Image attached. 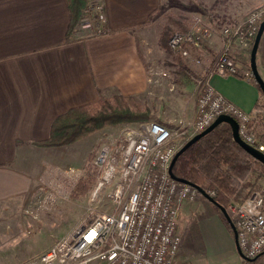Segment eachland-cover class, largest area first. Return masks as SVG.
Returning a JSON list of instances; mask_svg holds the SVG:
<instances>
[{
  "label": "crops",
  "instance_id": "obj_1",
  "mask_svg": "<svg viewBox=\"0 0 264 264\" xmlns=\"http://www.w3.org/2000/svg\"><path fill=\"white\" fill-rule=\"evenodd\" d=\"M101 1L108 32L94 35L89 30L78 29L70 35L66 0H0V243L6 234L19 236L25 220L37 219L34 204H48L66 195V180L50 185L56 194L44 187L45 161L56 147L39 142L49 137L57 116L72 107L114 94L131 95L143 103L168 91V80L151 67L153 57L150 58L151 49L145 41L164 0ZM246 1L248 5L242 11L236 9L231 14L215 9L208 14L216 34L197 53L189 51L191 58L200 60L193 67L188 59L192 70L203 76L225 44L220 35L222 27L243 20L252 9L264 4V0ZM231 46L233 54L238 45L231 41ZM152 47L158 55L164 49L161 41ZM236 57L242 67H247L241 60L246 58L245 54L238 52ZM257 63L264 78V34ZM176 81L173 86L170 84L171 88L182 83L186 90H178L174 105L146 103L153 120L165 125H169L175 112L182 116L179 122L191 123L198 116L200 86L181 77ZM211 83L251 113L261 98L259 86L240 75L214 74ZM179 87L176 89L182 88ZM186 93L194 94V98L186 102ZM22 206L24 213L19 215ZM199 209L191 204L181 208L187 227L175 264H206L205 255L217 250L209 233V223H214L202 218ZM214 217L225 232L227 244L235 248L234 234L220 218ZM189 238L190 244H186ZM21 255L20 248L0 249V257ZM24 256H31L29 248ZM0 263L12 264L6 260Z\"/></svg>",
  "mask_w": 264,
  "mask_h": 264
},
{
  "label": "built area",
  "instance_id": "obj_2",
  "mask_svg": "<svg viewBox=\"0 0 264 264\" xmlns=\"http://www.w3.org/2000/svg\"><path fill=\"white\" fill-rule=\"evenodd\" d=\"M263 20L264 4L252 9L238 23L222 27L220 35L225 44L217 53L213 66L207 67L197 82L201 88L197 99L198 116L191 123L179 122L189 126L187 137L206 129L221 114H227L237 120L241 138L264 153V142L251 114L211 83L214 74H235L251 79L250 68L242 67L233 57L231 41L248 47ZM106 22L103 2L89 0L78 26L100 35L108 32ZM215 34L207 18L195 16L190 27L174 32L168 44L173 53L188 58L195 67L200 60L191 58L186 44L201 46ZM187 137L175 136L165 124L154 120L143 122L136 129L125 130L117 138L112 136L95 159L98 177L90 201H96L100 191L119 170V182L107 194L115 211L96 213L69 239L58 241L43 253L39 258L41 264H175L182 243L177 222L179 207L203 196L196 186L173 179L169 172L173 157ZM208 193L212 197L215 195V191ZM227 210L245 256L253 259L263 254L264 182L243 201L231 199Z\"/></svg>",
  "mask_w": 264,
  "mask_h": 264
},
{
  "label": "rangeland",
  "instance_id": "obj_3",
  "mask_svg": "<svg viewBox=\"0 0 264 264\" xmlns=\"http://www.w3.org/2000/svg\"><path fill=\"white\" fill-rule=\"evenodd\" d=\"M163 3L164 6L161 11L153 18V27L147 36L148 39L145 40L151 49L150 58L153 57L151 59V67L161 74L162 72H166L167 75L162 77L168 80V91H165V93L158 97L143 101V103H147L148 101L152 102L153 104H151L154 106L158 103H162L163 105L170 103L174 105L177 102L176 97L178 96V90H182L183 88V91L186 90L185 87L182 86V83H178V85L182 87H179L180 89H176L178 85L175 89H173L174 87L171 88V85L173 86V83L177 82V78H180L176 74V53L174 54L164 47L161 54L158 55V51L154 50L152 47L153 44L155 45L157 42L161 41V34L165 26L170 24V18L184 20L190 24L195 16L207 17L209 16L208 14L215 9L216 11L223 10L232 14L236 9L242 11L248 5L246 0H164ZM218 12L222 13L220 11ZM186 62H188V58H186ZM194 72L196 71L194 70ZM185 98L186 102L189 99L192 100L194 94L186 93ZM181 117V114L176 112L171 114L170 123L166 126L175 136H183L184 134L188 136L190 128L188 125H181L179 123ZM130 129H136V125L108 126L73 143L51 149L50 155L45 161L46 175L44 187L53 194H56L55 188L53 189L50 185L53 186L55 182H65L66 180L68 187L66 195H63L56 201L53 199L52 202L48 204H34L37 219L25 220V224L21 225V233L19 236L12 237L10 234H6V237L0 243V249L5 250L10 248V246L15 249L20 248L22 255L20 257L14 256L11 258L0 257L1 262L6 260L12 264H41L39 258L43 253L52 248L58 241L69 239L78 227L82 226L96 213L115 211V205L107 194L110 190L114 189L119 182V170L116 173V177L100 191L96 201H90L98 177L95 159L102 147L112 136L117 138L119 134ZM116 149L117 147L115 146V152ZM119 155L118 153V156ZM88 164L92 166L91 170L94 169L96 171L95 184L86 196L74 197L73 190L75 185L79 178L86 173V166H88ZM118 167L120 168V164H118ZM53 194H49V197L51 195L53 198ZM231 199L237 201L234 197ZM190 204L200 208L199 210L200 215L203 216L202 218L214 223H209V233L217 250L205 255L204 260L206 264H264V255L258 260H249L239 254L236 246L235 248H230V245L227 244L228 240L225 232L218 224V221L214 219V216L220 218L226 226L227 224L223 220L221 213L213 205L208 203L203 196L199 197L196 201L185 202L179 207L177 222L182 237V243H184L183 230L187 227V220L185 216L180 214V211L183 205L189 206ZM23 210L22 206V211L20 208L19 215L24 213ZM184 210H188L187 207H184ZM200 215L198 217H200ZM10 232L11 230L8 231V233ZM190 240L191 238L187 239L186 244H190ZM25 245L27 246L25 247ZM27 248H29V253H31L30 257L24 256L25 249ZM203 248L205 249L206 247L204 246Z\"/></svg>",
  "mask_w": 264,
  "mask_h": 264
},
{
  "label": "trees",
  "instance_id": "obj_4",
  "mask_svg": "<svg viewBox=\"0 0 264 264\" xmlns=\"http://www.w3.org/2000/svg\"><path fill=\"white\" fill-rule=\"evenodd\" d=\"M66 1L70 10L69 33L71 35L79 29L78 22L89 0ZM205 18L210 22V17L205 16ZM170 20V24L165 26L161 34V42L164 47L172 52L168 44L170 37L176 31L187 30L191 23L174 18H170ZM235 23L238 22L228 24ZM257 32L248 47H236L235 53L245 54L246 58L241 60L249 68L251 50ZM204 45L186 44V48L192 53H197ZM235 53L232 55L237 59ZM176 55L175 58L178 65L176 74L189 82H198L201 75L191 69L183 55ZM250 80L258 85L253 75ZM250 114L258 135L261 141L264 142V94L262 90L261 98L258 99L254 106V112H250ZM153 119L154 116L148 104L142 103L131 95L114 94L72 107L60 114L52 123L49 137L39 143L45 146H64L108 126L136 125L137 128L141 123ZM190 138L192 137H187L183 145ZM91 167L90 164L86 166V173L79 178L75 185L73 190L74 197L86 196L93 188L96 180V171L94 169L91 170ZM173 173L175 176L183 178L207 192L215 191L213 198L216 202L228 208L231 198L234 197L238 201H243L261 188L264 182V163L245 150L234 139L231 125L223 122L179 155L173 165ZM206 200L221 213L228 229L234 234L220 208L215 203L208 199ZM263 254L253 259L258 260Z\"/></svg>",
  "mask_w": 264,
  "mask_h": 264
},
{
  "label": "water",
  "instance_id": "obj_5",
  "mask_svg": "<svg viewBox=\"0 0 264 264\" xmlns=\"http://www.w3.org/2000/svg\"><path fill=\"white\" fill-rule=\"evenodd\" d=\"M264 34V20L261 22L260 26H259V29H258V32H257V35L255 37V41H254V44H253V47H252V50H251V57H250V68H251V72H252V75L254 76L255 80L257 81L260 89L262 90L263 94H264V78L262 77L260 71H259V68H258V63H257V53H258V49H259V44H260V41H261V38ZM223 122H227L231 125L232 127V130H233V137L234 139L245 149L247 150L254 158H256L257 160L261 161L262 163H264V153L262 151H260L259 149L249 145L247 142H245L241 136L239 135V131H238V122L237 120L230 116V115H227V114H221L220 116H218V118H216V120L210 125L208 126L206 129H204L203 131L195 134L194 136H192V138H190L175 154V156L173 157L172 159V162H171V165H170V168H169V172H170V175L173 179L181 182V183H187V184H191V185H194L192 184L191 182L183 179V178H179L177 176L174 175L173 173V165L175 163V161L177 160V158L179 157V155L181 153H183L190 145H192L194 142H196L198 139H200L202 136L206 135L207 133L211 132L215 127H217L220 123H223ZM196 186V185H194ZM201 194L206 198L208 199L209 201L215 203L221 210V212L224 214L225 218L227 219V221L229 222L232 230H233V233H234V238H235V242H236V247H237V250L239 252V254L244 257V258H247L245 256V254L242 252L240 246H239V242H238V235H237V230H236V227H235V224H234V221L231 217V215L229 214L228 210L226 207H224L223 205L221 204H218L216 202V200L210 196V194L205 191L204 189L196 186ZM249 259V258H247ZM251 260V259H249Z\"/></svg>",
  "mask_w": 264,
  "mask_h": 264
}]
</instances>
